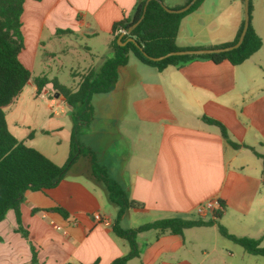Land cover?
Wrapping results in <instances>:
<instances>
[{"label":"crops","instance_id":"0c3cea01","mask_svg":"<svg viewBox=\"0 0 264 264\" xmlns=\"http://www.w3.org/2000/svg\"><path fill=\"white\" fill-rule=\"evenodd\" d=\"M138 1L25 0L24 49L19 58L32 78L5 108L6 115L10 110L20 116L11 122L7 116L8 129L20 142L36 149L30 142L35 128L44 126L33 120L38 102L24 97V90L28 88L36 99L48 97L49 126L41 133L64 131L60 123L71 108L61 96L56 97L53 82L68 87L58 79L55 62L79 78V87L84 75L99 72L113 56V27L132 18ZM188 1L162 0L171 3L172 9ZM244 2L203 0L182 19L177 46L210 49L234 42L244 22ZM251 3V23L262 48L243 64L197 59L160 71L129 55L115 90L92 97L94 117L81 142L108 177L143 206L128 210L117 222L122 230L141 226L136 222L142 217L150 218L146 223L199 219L197 206L213 197L224 206L218 224L187 229L183 236L158 231L139 234L141 255L127 264H257V256L237 248L218 228L221 225L237 237L258 240L264 236L262 160L249 149L264 155V0ZM37 78L49 81L40 94ZM204 116L222 123L231 141L248 148L229 146L218 127L203 121ZM66 133L70 149L72 127ZM68 156L59 162L48 158L62 166ZM80 161L88 172L70 171L55 189L25 193L21 227L36 248L39 264H112L130 252L129 243L112 230L119 207L93 176L91 159L82 157L76 164ZM57 208L67 216L48 211ZM97 215L109 218L111 228L99 223ZM202 219L216 220L214 214ZM18 226L14 211L0 222V264H32L30 243Z\"/></svg>","mask_w":264,"mask_h":264},{"label":"trees","instance_id":"16d2710c","mask_svg":"<svg viewBox=\"0 0 264 264\" xmlns=\"http://www.w3.org/2000/svg\"><path fill=\"white\" fill-rule=\"evenodd\" d=\"M34 1L40 2L41 0ZM191 1L189 0L186 5ZM146 2L147 0H139L132 18H124L114 25V38L110 43L113 56L104 63L99 72L92 71L84 75L76 91L53 82L56 94H59L70 108L77 110L72 114L73 127L70 138V155L67 161L59 166L40 151L20 142L8 129L5 108L19 96L32 78V74L19 58L21 51L24 49L21 18L25 0H0V222L5 219L9 211H14L19 225L18 232L28 241V232L21 227L20 212L25 193L27 191L47 192L57 188L82 157L91 159L93 176L99 183L104 185L110 202L119 207L116 223L112 227L114 234L126 240L130 245V252L126 256L115 260L112 264H127L131 259L140 257L138 235L141 233L158 231L183 236L184 231L187 229L218 224L217 219L223 214V212L216 213V220L209 222L204 221L202 218H168L146 223L137 228L122 230L117 222L128 210L142 208L143 206L131 200L126 191L108 177L106 170L97 163L93 152L81 142L82 134L94 117L93 95L110 93L115 90L119 70L128 64L129 55H133L146 66L164 71L169 67H181L183 64L197 59L211 60L216 64L227 61L233 66H239L262 48V40L256 34L251 23L252 3L250 1V24L244 41L239 48L220 54L174 56L159 62L153 61L151 58L165 56L171 52L189 50L179 48L176 44L180 24L182 19L196 10L203 0H197L188 11L181 14L167 12L162 0H151L144 14ZM143 14V20L132 31L131 35H125L121 40V42H126L129 38H134L137 45L128 42L125 46H120L118 44V39L121 36L119 30L128 31L141 19ZM243 26L244 22L234 42L210 49L225 48L236 44ZM48 83L49 81L44 78L35 80L38 94L42 92ZM202 119L204 122L218 127L222 138L232 148L236 150L242 147L248 148L231 141L226 127L219 121L205 116ZM249 149L262 160V183L264 186V155L259 154L254 148ZM48 211L67 216L59 208ZM218 228L222 237L240 246L249 255L261 257L264 260V236L258 240L237 237L230 234L221 225H218ZM29 243L33 255L32 264H39L36 248L30 241Z\"/></svg>","mask_w":264,"mask_h":264},{"label":"rangeland","instance_id":"374dc122","mask_svg":"<svg viewBox=\"0 0 264 264\" xmlns=\"http://www.w3.org/2000/svg\"><path fill=\"white\" fill-rule=\"evenodd\" d=\"M164 5L168 9H172L171 3H166ZM80 53L84 57V51H81ZM38 63L42 64L44 66V68H47L44 65V61H40V62L38 61ZM55 63H56V65L54 66V70L55 69L57 70V73H58L57 77L60 80V82L65 84L68 88H70L72 90H76L78 87V83L80 81L79 78L72 76L70 71L66 70L64 67L62 68V66L59 65L61 62H55ZM49 64H52V63H46V65H49ZM52 68H53V66H52ZM45 73H47V75H48L49 70H47ZM38 74H40V73L35 71L34 76L39 77ZM48 76H49V78L50 77L52 78V76H50V74ZM42 77H45V74L42 75ZM23 96L27 97L29 100H31L35 103L38 102V108H39L38 109V115H35L33 117V120H35L36 122L44 124V126L41 130L38 127L35 128L34 138L30 142L31 145H34V147H36V149H39L47 157L53 158L56 162H59L61 157H64V155L66 157L68 156V154L70 155L69 136H68L69 134H67L66 131L70 130V128L73 127L72 114L74 112H76L77 110L76 109L74 110L71 108L70 109L71 114L69 115V117L66 119H63L61 121L60 124L63 126L64 131L55 132V133L48 132L47 134H42L41 131L43 129H46L47 126H49L48 115H47V111L45 109V106L48 103V97L45 99H36V98L31 96L28 88H26L24 90ZM50 98L52 99L53 97L50 96ZM7 116H8V119L10 122H11L12 118L20 117L18 115L16 116V113L10 112V110L7 111ZM78 170H83V171H87V172L89 171V169L85 165L84 161H80V163L75 164L72 167L71 172L76 173ZM138 221L136 222V225H142L143 223L150 221V218L148 220V218L142 217ZM231 244H233V243H231ZM237 248H241V247L238 246ZM254 260H257L256 261L257 264H258V262H264L263 258H261V257H255Z\"/></svg>","mask_w":264,"mask_h":264},{"label":"water","instance_id":"95a60500","mask_svg":"<svg viewBox=\"0 0 264 264\" xmlns=\"http://www.w3.org/2000/svg\"><path fill=\"white\" fill-rule=\"evenodd\" d=\"M150 1L151 0H147V2H146V7L144 8V14L146 12L147 5ZM196 1L197 0H192L188 5H186L185 7L181 8V9H178V10H171V9L166 8V7H165V9L169 13L181 14V13L188 11L195 4ZM250 1L251 0H245V2H244V26H243V30H242V33L240 35V38L236 44L229 46V47H225V48L181 50V51L168 53L165 56H161L158 58H151V59L153 61L159 62V61H162L166 58L174 57V56H201V55H208V54H220V53L230 52L234 49L239 48L244 41V38L246 36V33L248 31V28H249V24H250ZM160 3H162V2H160ZM144 14L141 17V19L137 23H135L128 31H125V33L121 34V36L118 39V44L120 46H125L128 42H131V43H134L135 45H137L136 40L134 38H129L126 42H121V40L125 35H127V36L131 35L132 31L143 20ZM56 97L59 98L60 95L56 94Z\"/></svg>","mask_w":264,"mask_h":264},{"label":"built area","instance_id":"2783aa9c","mask_svg":"<svg viewBox=\"0 0 264 264\" xmlns=\"http://www.w3.org/2000/svg\"><path fill=\"white\" fill-rule=\"evenodd\" d=\"M120 33H125L124 30H119ZM224 212L223 202L220 198L213 197L199 204L196 208V213L200 218L206 217L208 214H216ZM96 220L107 228H111L112 222L109 218L96 216Z\"/></svg>","mask_w":264,"mask_h":264}]
</instances>
